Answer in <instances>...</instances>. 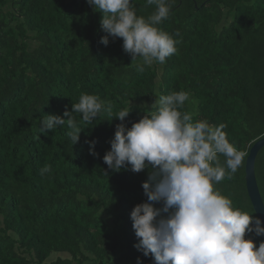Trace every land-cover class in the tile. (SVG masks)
Segmentation results:
<instances>
[{
    "label": "trees",
    "instance_id": "trees-1",
    "mask_svg": "<svg viewBox=\"0 0 264 264\" xmlns=\"http://www.w3.org/2000/svg\"><path fill=\"white\" fill-rule=\"evenodd\" d=\"M135 5L145 17L155 10L145 0ZM100 18L86 0H0V264H137L138 257L154 264L134 247L130 219L147 200L148 171L114 172L103 156L121 123L112 117L128 101L123 123L130 128L157 110L139 104L173 91L190 93L181 111L226 124L228 140L246 153L238 172L216 187L254 215L244 166L264 138V0H175L158 27L180 33L178 51L142 73L127 62L121 38L100 43L107 35ZM82 94L111 102L112 113L92 124L73 113L82 130L75 145L66 125L39 134L41 119H67L63 113ZM86 141H95L97 155ZM46 165L51 174L41 177ZM254 174L264 205V148ZM245 239L258 247L264 236Z\"/></svg>",
    "mask_w": 264,
    "mask_h": 264
},
{
    "label": "clouds",
    "instance_id": "clouds-1",
    "mask_svg": "<svg viewBox=\"0 0 264 264\" xmlns=\"http://www.w3.org/2000/svg\"><path fill=\"white\" fill-rule=\"evenodd\" d=\"M86 3L100 13V28L107 34L100 43L108 46L109 37L121 38L138 72L154 62L164 64L177 53L180 40L174 37L180 33L158 27L168 19L175 0H145V7H155L147 17L137 14L135 0ZM189 100L187 91L159 95L151 106L157 110L147 111L130 128L123 123L132 111L129 101L112 117L121 123L115 126L103 162L114 172L128 166L134 173L148 171L142 183L147 200L130 212L134 247L144 257L151 256L154 264H264V241L257 247L245 239L246 233L264 236L261 220L234 206L216 187L238 172L246 153L228 140L226 124L194 120L192 113L181 111ZM71 108L63 113L67 119L55 114L41 119L39 134L66 125L75 145L82 130L73 113L92 124L101 113L111 114L113 105L98 95L82 94ZM86 143L89 153L97 155L95 141ZM46 174H51L50 165L40 169L41 177Z\"/></svg>",
    "mask_w": 264,
    "mask_h": 264
},
{
    "label": "water",
    "instance_id": "water-1",
    "mask_svg": "<svg viewBox=\"0 0 264 264\" xmlns=\"http://www.w3.org/2000/svg\"><path fill=\"white\" fill-rule=\"evenodd\" d=\"M263 148H264V138L254 142L248 151V155L246 157L245 166H244V173H245L244 181H245L246 194L254 215L261 220L262 227H264V205L260 197V193L255 179L254 164L257 154Z\"/></svg>",
    "mask_w": 264,
    "mask_h": 264
},
{
    "label": "rangeland",
    "instance_id": "rangeland-1",
    "mask_svg": "<svg viewBox=\"0 0 264 264\" xmlns=\"http://www.w3.org/2000/svg\"><path fill=\"white\" fill-rule=\"evenodd\" d=\"M126 60H127L128 63L131 64V57H130L129 55L127 56ZM150 102H151V101H150ZM150 102H149L148 104H146V103H142V104H139V105H140V107H141L142 109H146V108H149L150 105L153 104V103H150Z\"/></svg>",
    "mask_w": 264,
    "mask_h": 264
}]
</instances>
